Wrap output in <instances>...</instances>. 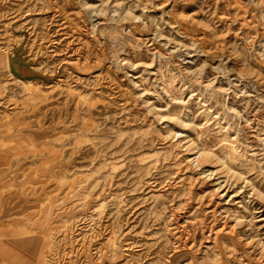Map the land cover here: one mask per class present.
I'll use <instances>...</instances> for the list:
<instances>
[{"label":"rangeland","instance_id":"obj_1","mask_svg":"<svg viewBox=\"0 0 264 264\" xmlns=\"http://www.w3.org/2000/svg\"><path fill=\"white\" fill-rule=\"evenodd\" d=\"M0 215V264H264V0H0Z\"/></svg>","mask_w":264,"mask_h":264},{"label":"crops","instance_id":"obj_2","mask_svg":"<svg viewBox=\"0 0 264 264\" xmlns=\"http://www.w3.org/2000/svg\"><path fill=\"white\" fill-rule=\"evenodd\" d=\"M19 63H20V64H23L22 61H20ZM11 64H12V66H10V71H11V73H12L13 75L17 76L18 73H19V68H20V67L16 66V65H15L16 63H15V62H13V63H11ZM21 67H22V66H21ZM0 216H1V215H0ZM0 218H1V217H0ZM0 221H1V220H0ZM0 223H1V222H0ZM13 223H15V222H13ZM13 223H9V224L7 223V224H5V225H4V228H7L9 225H13ZM39 224H40L39 222L36 223V232H39V230H41V228L39 227ZM13 226H14V225H13ZM6 243H7V242H6ZM10 243H11V242H10ZM23 250H24V249H22V248L20 249V251H23Z\"/></svg>","mask_w":264,"mask_h":264},{"label":"bare ground","instance_id":"obj_3","mask_svg":"<svg viewBox=\"0 0 264 264\" xmlns=\"http://www.w3.org/2000/svg\"><path fill=\"white\" fill-rule=\"evenodd\" d=\"M26 85H27V88L28 87H34V83L33 82H27ZM27 88H26V90H28Z\"/></svg>","mask_w":264,"mask_h":264}]
</instances>
